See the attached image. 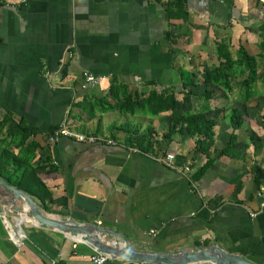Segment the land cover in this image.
Instances as JSON below:
<instances>
[{
    "label": "crops",
    "instance_id": "crops-1",
    "mask_svg": "<svg viewBox=\"0 0 264 264\" xmlns=\"http://www.w3.org/2000/svg\"><path fill=\"white\" fill-rule=\"evenodd\" d=\"M166 1L0 0V152L21 121L36 131L32 164L50 193L42 210L51 216L97 225L137 251L215 247L264 264L263 83L243 110L236 156L220 151L232 133L231 108L247 100L244 88L216 91L210 100L220 109L207 114L214 145L203 171L207 157L183 125L165 138L173 117L197 112L201 100L190 91L203 88L183 84L217 64L218 42L233 54L242 47L259 55L264 3L186 0L182 17L168 20ZM257 60L264 69V56ZM84 72L104 80L82 89ZM123 86L141 96L173 89L178 107L120 113ZM61 124L104 142H50ZM131 133L145 151L128 145ZM254 176H263L259 185ZM93 254L59 232L0 215V264H90L83 257Z\"/></svg>",
    "mask_w": 264,
    "mask_h": 264
},
{
    "label": "trees",
    "instance_id": "trees-1",
    "mask_svg": "<svg viewBox=\"0 0 264 264\" xmlns=\"http://www.w3.org/2000/svg\"><path fill=\"white\" fill-rule=\"evenodd\" d=\"M185 5L186 0H167L164 4L166 18L172 20L182 17L185 13ZM259 49L260 53L257 57L250 55L242 47H239L233 55L224 42H218L216 45L217 64L211 70L204 71L200 75L199 81H196L197 83L192 79L187 81V84H183V88L197 89L200 86L203 88L200 94L190 91V94L195 95L197 99L201 100V103L198 105L197 112L173 117L165 138L170 140L178 125L181 127L183 125L186 134L190 138L195 139V146L199 153L207 157L208 161L200 171H203L208 166L210 162L208 151L214 145L213 127L215 126V121L209 119L207 114L212 108L220 109L218 106H212L210 100L216 91L231 93L235 87H239L246 90L247 100L243 103V109L231 108L228 120L232 133L226 147L220 151V154L228 152V154L230 153L229 156H236L234 148L239 139L237 129L243 124L245 117L243 110H245L246 102L256 94L255 89L258 81L264 85V69L259 71L257 60L258 57L264 56V41L259 45ZM194 76L195 78L197 77L196 75ZM239 79H242V81L239 82ZM120 90L122 98L119 106H117V103L115 106L120 113L133 114L136 110L144 107L147 110L152 109L155 113H172L178 107L173 89L168 90L170 93L167 90L158 92L152 89L143 96L137 91H129L125 86L120 87ZM114 96L115 98L117 97V92L114 93ZM258 109L260 112H264V105L262 104ZM260 122L264 126V113L260 116ZM3 126L0 124V128ZM17 126L13 144L0 152V176L8 185L27 193L42 209H45V203L50 198V193L40 175L36 172V167L32 164L40 148V145L34 141L36 131L27 126L24 121H21ZM130 136L126 141L128 145H136L140 150L145 151L142 149L144 141L135 140L133 133ZM149 148L146 150L149 151ZM16 150H18L17 154H15ZM255 172L262 173L261 170L254 169ZM261 178L260 176H254L256 185H259Z\"/></svg>",
    "mask_w": 264,
    "mask_h": 264
},
{
    "label": "water",
    "instance_id": "water-1",
    "mask_svg": "<svg viewBox=\"0 0 264 264\" xmlns=\"http://www.w3.org/2000/svg\"><path fill=\"white\" fill-rule=\"evenodd\" d=\"M0 215H12L27 224L59 232L114 261L140 264H253L239 255L215 247L181 248L167 253L137 251L126 239L114 238L97 225L75 223L49 215L27 193L8 185L1 176Z\"/></svg>",
    "mask_w": 264,
    "mask_h": 264
},
{
    "label": "built area",
    "instance_id": "built-area-1",
    "mask_svg": "<svg viewBox=\"0 0 264 264\" xmlns=\"http://www.w3.org/2000/svg\"><path fill=\"white\" fill-rule=\"evenodd\" d=\"M224 1V0H220ZM261 3H264V0H259ZM104 80V78L95 77L92 74L88 72H84L81 75V88H97L99 87L100 83ZM60 137L68 138V139H74L78 142L82 143H88V144H97L104 142L102 139H97L93 136H85L81 134H76L71 132L65 124L59 125L49 136V141L52 142L54 139H58ZM108 145L114 146L115 143L112 141L106 142ZM168 160L173 159V156L168 155ZM253 216V215H252ZM84 259H87L90 264H105L106 261L109 259L107 256H104L102 254L96 253L91 255L90 257H83Z\"/></svg>",
    "mask_w": 264,
    "mask_h": 264
},
{
    "label": "rangeland",
    "instance_id": "rangeland-1",
    "mask_svg": "<svg viewBox=\"0 0 264 264\" xmlns=\"http://www.w3.org/2000/svg\"><path fill=\"white\" fill-rule=\"evenodd\" d=\"M233 54V53H232ZM234 55V54H233ZM260 68V67H259ZM259 71H261V69H259ZM260 104L262 105H264V102H260ZM146 110V107H144V108H140V110ZM227 109H229V108H227ZM261 128H263L262 130H263V132H264V127H261Z\"/></svg>",
    "mask_w": 264,
    "mask_h": 264
}]
</instances>
